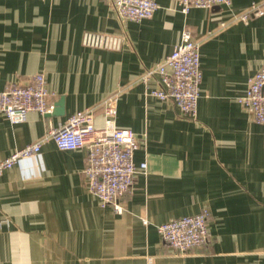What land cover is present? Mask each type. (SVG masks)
Returning <instances> with one entry per match:
<instances>
[{
    "label": "crops",
    "instance_id": "obj_1",
    "mask_svg": "<svg viewBox=\"0 0 264 264\" xmlns=\"http://www.w3.org/2000/svg\"><path fill=\"white\" fill-rule=\"evenodd\" d=\"M152 17L122 20L107 0H0V90L42 73L54 108L17 124L0 116V161L41 139L76 111L118 94L115 125L135 133L138 169L123 211L101 207L83 173L86 149L41 144L40 157L0 175V264H264V126L239 103L264 63V0L192 8L155 0ZM200 42L202 81L194 119L146 94L142 75L180 41ZM85 31L121 34L118 51L82 45ZM62 101V114L54 113ZM208 212L205 245L180 253L158 226ZM145 220V222H144Z\"/></svg>",
    "mask_w": 264,
    "mask_h": 264
},
{
    "label": "built area",
    "instance_id": "obj_2",
    "mask_svg": "<svg viewBox=\"0 0 264 264\" xmlns=\"http://www.w3.org/2000/svg\"><path fill=\"white\" fill-rule=\"evenodd\" d=\"M122 20L140 21L152 17L158 8L155 0H107ZM232 0H178L182 13L192 8L210 9L214 6H229ZM264 14L263 6L252 5L241 16L244 22L250 17ZM125 37L121 34L85 31L82 45L88 48L118 51ZM200 42L188 28H184L180 41L173 50L141 77L147 82L152 75L160 77L161 88L146 91L147 95L159 100H171L181 115L194 119L200 94L202 72L200 68ZM46 80L42 73H36L26 84H10L0 90V116L10 123H21L30 111L41 115L52 113ZM118 94L106 97L101 108L104 113V127L97 128L93 122L94 109L87 108L69 115L63 123L51 127L45 135L33 143L17 149L0 161V175L3 171L25 159L40 157L41 144L53 140L59 150L86 149L83 173L88 189L98 198L101 207L111 206L117 213L123 211L121 199L129 193L138 169H145L146 163L137 167L133 153L138 147L135 133L128 128L115 125ZM254 121L264 126V63L249 78L246 93L238 98ZM208 212L202 210L194 215L171 219L158 226L162 239L173 249L186 253L205 245L209 238ZM145 222V220H144Z\"/></svg>",
    "mask_w": 264,
    "mask_h": 264
},
{
    "label": "water",
    "instance_id": "obj_3",
    "mask_svg": "<svg viewBox=\"0 0 264 264\" xmlns=\"http://www.w3.org/2000/svg\"><path fill=\"white\" fill-rule=\"evenodd\" d=\"M57 106H58V107H56V108L54 109V113L60 115V114H62V109H61V107H59V106H62V101H60V102L57 104Z\"/></svg>",
    "mask_w": 264,
    "mask_h": 264
}]
</instances>
